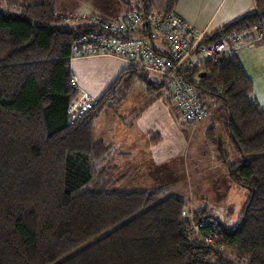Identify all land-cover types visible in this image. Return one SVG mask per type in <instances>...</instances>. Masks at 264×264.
Returning <instances> with one entry per match:
<instances>
[{
	"label": "trees",
	"instance_id": "1",
	"mask_svg": "<svg viewBox=\"0 0 264 264\" xmlns=\"http://www.w3.org/2000/svg\"><path fill=\"white\" fill-rule=\"evenodd\" d=\"M253 1V13L204 43L264 24V0ZM176 2L166 0L159 15H176ZM136 8L155 15L150 0ZM92 18L71 25L55 0H0V264H264V109L237 55L182 72L204 108L207 99L219 106L238 155L228 179L248 193L237 223H220L221 236L206 245L202 236L212 231L194 234L183 197L126 190L115 167L101 173L114 151L94 142V126L135 81L159 85L149 73L126 67L89 111L72 117L80 91L71 51L99 30ZM150 30L136 35L149 38ZM207 212L196 211L195 221L215 219Z\"/></svg>",
	"mask_w": 264,
	"mask_h": 264
},
{
	"label": "rangeland",
	"instance_id": "2",
	"mask_svg": "<svg viewBox=\"0 0 264 264\" xmlns=\"http://www.w3.org/2000/svg\"><path fill=\"white\" fill-rule=\"evenodd\" d=\"M19 1L30 5L39 2ZM55 1L58 13L66 15L71 25L72 20L81 17L112 20L142 6V0ZM150 1L153 14H159L166 0ZM258 59L261 73L257 78L264 80V57L258 56ZM92 64L87 67L89 80L110 79L104 66L98 62ZM71 68L73 70V65ZM149 80L159 85L148 89L146 84L135 81L97 120L94 142L114 151L101 167V173L106 168L115 167V176L121 179V187L126 190L161 189L165 196L183 197L187 202L184 210L192 216L205 209L220 223L233 227L241 216L248 193L228 179L227 165L238 159V155L224 132L219 106L211 99L205 100L206 118L198 123H187L180 107L172 100L166 80L154 75H149ZM258 87L263 98L264 86ZM85 96L96 103V97L87 93L80 92L79 99Z\"/></svg>",
	"mask_w": 264,
	"mask_h": 264
},
{
	"label": "built area",
	"instance_id": "3",
	"mask_svg": "<svg viewBox=\"0 0 264 264\" xmlns=\"http://www.w3.org/2000/svg\"><path fill=\"white\" fill-rule=\"evenodd\" d=\"M92 22L99 26L78 38L71 51V62L87 59H113L122 62L127 68H137L150 75L166 80L172 100L180 107L187 123H198L208 115L206 108L197 100L195 90L184 80L182 72L189 69H203L220 66L223 61L243 46L253 47L264 42V24L255 26L243 33H233L214 43H204L208 35L197 31L179 16L159 14L146 17L140 10H133L121 17L104 20L97 17ZM151 28L152 36L136 35ZM135 34V35H134ZM249 39L246 41L245 37ZM95 104L89 96L79 99L73 106V118L83 115ZM182 217L192 222L194 234L211 230L202 236L206 245L213 244L222 232L216 219H201L196 222L189 211L183 210Z\"/></svg>",
	"mask_w": 264,
	"mask_h": 264
},
{
	"label": "crops",
	"instance_id": "4",
	"mask_svg": "<svg viewBox=\"0 0 264 264\" xmlns=\"http://www.w3.org/2000/svg\"><path fill=\"white\" fill-rule=\"evenodd\" d=\"M254 11L255 4L253 0H177L174 13L195 30L205 31L209 35ZM236 55L245 73L253 82V99L264 108V97L262 98L258 89L261 84L264 86V80L257 78V74L260 75L259 73H261L258 65L260 60L258 56L264 57V42H260L253 47L243 45ZM116 61L101 58L72 61L71 67L73 65V70L71 68V73L74 81H76L75 86L80 92L87 93L94 98L96 97L95 100H97L111 86L112 82L117 79L119 74L126 69L122 62ZM93 62H98L106 68L109 80L88 79L90 77L87 67ZM118 63H121V66ZM255 78L258 80H255ZM255 82L257 85H255Z\"/></svg>",
	"mask_w": 264,
	"mask_h": 264
},
{
	"label": "water",
	"instance_id": "5",
	"mask_svg": "<svg viewBox=\"0 0 264 264\" xmlns=\"http://www.w3.org/2000/svg\"><path fill=\"white\" fill-rule=\"evenodd\" d=\"M205 75V73H202L201 75H200V77H203Z\"/></svg>",
	"mask_w": 264,
	"mask_h": 264
}]
</instances>
